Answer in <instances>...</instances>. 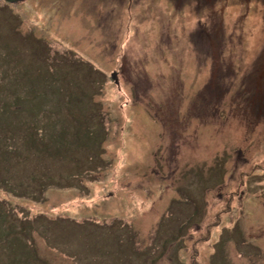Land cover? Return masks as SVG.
I'll use <instances>...</instances> for the list:
<instances>
[{"label": "rangeland", "instance_id": "rangeland-1", "mask_svg": "<svg viewBox=\"0 0 264 264\" xmlns=\"http://www.w3.org/2000/svg\"><path fill=\"white\" fill-rule=\"evenodd\" d=\"M242 1L197 35V0L0 1V264H264V4ZM40 42L106 137L56 94L14 100ZM211 62L226 93L187 107ZM88 125L102 164L82 174Z\"/></svg>", "mask_w": 264, "mask_h": 264}, {"label": "trees", "instance_id": "trees-1", "mask_svg": "<svg viewBox=\"0 0 264 264\" xmlns=\"http://www.w3.org/2000/svg\"><path fill=\"white\" fill-rule=\"evenodd\" d=\"M216 1L217 2H222L223 0H201V1L197 0V4L198 5L194 9L197 12L198 16L203 14V18H205V19L208 18L210 16V12L214 8L213 7V3L216 2ZM200 21H203V22L202 23H198L199 26H198V28L195 31L196 35H197V33L199 31H201V26H202L201 24H207L206 20H200ZM202 29H203L202 32H206L207 31V29H205L203 27H202ZM207 36L209 37V34H207ZM221 37H223V32L221 33ZM38 48H39L38 53H40V54L37 57V59L42 61L44 64L48 63V65L46 66L47 71L43 72V70L41 68H39L37 70V73H36L37 75L36 76H38V77L42 76L43 79L40 80L35 75L32 76L31 82L29 84H27L26 87L23 88L24 94L21 97L14 98V100H16L18 103H19L20 100L22 101L23 99L24 100H28V98L30 97V94H31L30 90L31 91L36 90V91H34L35 96H41L43 92L47 93V94L51 93L52 95L56 94L60 98H64L65 100H68L76 108L77 107L78 108L82 107L81 109H86V112L88 114H90V116L95 117V124L98 125V123H101L103 137H106V134H107L106 130L107 129L104 127V122H106V121H105V118L101 117V115H104V113H102L100 111V108L97 109V110H94L93 108H91V106L98 108L99 105H100V104H98L97 102L94 101V94L95 93L93 91H91V90H90V92H88L87 99L89 100L90 103H88L87 100L84 99V97H81L82 94H83V91H82L81 94L80 93L75 94L71 90L66 95L67 91L65 89L58 88V87H56L54 85L55 83H57L58 81L61 80V77H60V75L57 74V71L59 72V70L61 69L60 65L64 63V59L62 58V56H61V58H59L58 55L56 57H54V53L52 54L53 55L52 59H50V60L47 59L50 55H45L42 52V50H44V48H46V47H44V43L43 42L38 43ZM214 53H215L214 51L212 52V54L209 53V55H210L209 58L211 57V58L215 59L217 56L215 57ZM215 61L218 63V60H215ZM86 63L91 65V63H89V62H86ZM88 64H84L83 65L86 68L85 69V75L86 76H84V77L80 76V77H81V80L87 81V85L88 86L89 85L94 86L95 80H93L94 78L91 75H92V73H95V74H100V73L97 72V71H99L97 69L91 70V68H90V66ZM86 65H87V67H86ZM211 68H212V73L210 75L209 80L196 92L195 98L192 100L195 103H199L200 101H207V98L210 95H212L213 97L212 98H208V99L212 100L213 103H215V100L219 102V100L226 93L227 88H225V86H224L225 84L222 83L223 85H221L218 82H216V80H215V71H214V66H213L212 62H211ZM86 70L89 72V74H86ZM61 75L64 78V76H63L64 74L62 73ZM78 77L79 76H76V79ZM95 78H96V76H95ZM38 81L40 82V86H37ZM50 81H52L53 83H51ZM61 84H62V82H61ZM29 85H30V87H29ZM229 86L230 85L227 84L226 87H229ZM222 87H224L225 90ZM80 88H82V87H80ZM224 91H225V93H224ZM35 98H37V97H35ZM18 106H20V105L18 104ZM10 107L11 106L9 104H5V105L2 106V108L0 110L1 111H15L16 110V109L12 110ZM196 107H197V105H196ZM46 113H47V111L44 112L43 114H46ZM68 113L70 114L71 111H69ZM96 118H98V119L96 120ZM71 121L72 122L76 121V119L72 115H71ZM86 127H87V130L89 131L88 136H87L88 138L84 137V139L81 140L80 149L83 148V149L87 150L84 158H89V157L96 158V161H94L93 163H85V165H84L85 167L82 169V174L89 173V172L93 171L94 169L96 170L102 164V160L101 159L98 160V155L102 154V152H103L102 148H101V146L92 143V140L95 141V139L93 138V131H95V125L94 126L88 125ZM41 134L42 133H40V136H41ZM75 140H76V138H73L72 141H69L68 143H66V145L74 142ZM43 141L47 142V139H45ZM43 141L41 143H38V140H37L36 141V146L40 145V146L43 147ZM77 141L78 140H76L75 143ZM11 148L12 147H8V149H11ZM62 153H65V150H60L58 152V154H62ZM46 178L48 180H51V178L48 177V176Z\"/></svg>", "mask_w": 264, "mask_h": 264}, {"label": "bare ground", "instance_id": "bare-ground-1", "mask_svg": "<svg viewBox=\"0 0 264 264\" xmlns=\"http://www.w3.org/2000/svg\"><path fill=\"white\" fill-rule=\"evenodd\" d=\"M198 18H199V19H198V21H199V20L202 19V16H201V17L199 16ZM198 21H197V23H196V26H197L196 29H197L198 26H199V25H198ZM203 28L207 29V26H206V27L203 26ZM207 30H208V29H207ZM208 33H209V36H210L211 31H208ZM223 34H224V33H223ZM258 67L260 68L261 72L263 73V71H264V64L262 65V63H261V64L258 65ZM256 83H257V84H255V86H259V85H260L257 81H256ZM133 93H134V92H133ZM189 100H190V99H189ZM192 104H193V101H192L191 103H190V101H188V105H187V107L191 106ZM218 104H219V103L216 102V103H213L212 105L214 106V105H218Z\"/></svg>", "mask_w": 264, "mask_h": 264}, {"label": "flooded vegetation", "instance_id": "flooded-vegetation-1", "mask_svg": "<svg viewBox=\"0 0 264 264\" xmlns=\"http://www.w3.org/2000/svg\"><path fill=\"white\" fill-rule=\"evenodd\" d=\"M246 1H248V0H243L242 2H246ZM261 2H262V4H264V0H261ZM220 3L222 4L223 8H225V5H226V3H227V0H223V1L220 2ZM236 3L241 4L240 2H236ZM229 53H230V52H229ZM229 53H228V55H229ZM228 55L225 54V50H224V52H223V53H220L219 56H220L221 58H223V59H226Z\"/></svg>", "mask_w": 264, "mask_h": 264}, {"label": "water", "instance_id": "water-1", "mask_svg": "<svg viewBox=\"0 0 264 264\" xmlns=\"http://www.w3.org/2000/svg\"><path fill=\"white\" fill-rule=\"evenodd\" d=\"M6 1H14V0H6ZM111 78L114 80L115 83H118V80L116 77V71L111 73Z\"/></svg>", "mask_w": 264, "mask_h": 264}]
</instances>
